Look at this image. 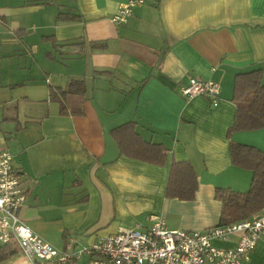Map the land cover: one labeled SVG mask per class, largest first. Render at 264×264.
Returning a JSON list of instances; mask_svg holds the SVG:
<instances>
[{"label":"crops","instance_id":"obj_1","mask_svg":"<svg viewBox=\"0 0 264 264\" xmlns=\"http://www.w3.org/2000/svg\"><path fill=\"white\" fill-rule=\"evenodd\" d=\"M125 1L0 0V64L22 50L41 52L53 71L47 87L45 69L37 79L9 76L24 89L2 117L0 149L11 154L25 192L19 218L59 250L70 240L80 249L122 228H145L152 213L175 229L221 225L216 190L245 192L252 180L232 164L229 144L264 152V129L229 134L235 75L264 71V0H148L117 27L111 18ZM189 77L216 81L217 104L184 97ZM70 82L74 92L62 95ZM41 101L52 103L33 110ZM125 123L162 159L121 153L111 131ZM173 162L193 168L190 198L166 195ZM237 240L211 243L233 248ZM26 263L15 240L0 242V264ZM242 264H264V235Z\"/></svg>","mask_w":264,"mask_h":264},{"label":"built area","instance_id":"obj_2","mask_svg":"<svg viewBox=\"0 0 264 264\" xmlns=\"http://www.w3.org/2000/svg\"><path fill=\"white\" fill-rule=\"evenodd\" d=\"M148 0H126L111 18L115 26H123L134 7ZM186 98L205 95L211 104L218 102L219 84L211 79L189 77L181 88ZM25 201V192L19 174L11 164V154L0 149V242L15 240L26 264L35 261H54L72 264L82 255H88L87 264H242L249 252L264 235V211L248 219L227 225H218L205 231L170 228L159 214H148L145 228H122L103 240L75 249L70 240L59 250L34 233L18 216ZM238 237L233 248L212 245L214 239Z\"/></svg>","mask_w":264,"mask_h":264},{"label":"trees","instance_id":"obj_3","mask_svg":"<svg viewBox=\"0 0 264 264\" xmlns=\"http://www.w3.org/2000/svg\"><path fill=\"white\" fill-rule=\"evenodd\" d=\"M262 72V69H254L235 75L232 99L236 101V111L229 134L240 130L264 129ZM72 86V82L68 83L61 90L62 95L74 92ZM246 96L249 98L243 102ZM111 133L121 153L146 161L162 159L160 148L141 139L134 131V123L121 124L113 128ZM229 154L233 165L252 172V180L245 192L225 188L216 190V196L222 203L221 225L248 219L264 211V152L251 145L230 143ZM195 187V173L191 165L188 162H173L166 195L187 199L192 196Z\"/></svg>","mask_w":264,"mask_h":264},{"label":"rangeland","instance_id":"obj_4","mask_svg":"<svg viewBox=\"0 0 264 264\" xmlns=\"http://www.w3.org/2000/svg\"><path fill=\"white\" fill-rule=\"evenodd\" d=\"M1 50L5 51V45L1 46ZM45 52V51H44ZM28 57L27 65L26 58ZM50 62L44 57V53L37 52L32 53L31 55H27V53L22 50L16 52L15 54L10 55L7 58H3L0 64V76L2 77V83L0 84V126L3 127L5 121L2 120V117L6 114L7 110L10 106V98L15 96L16 93L22 91L24 89L20 83H12L9 85L7 79L9 76H13V78H18L23 72L29 73L32 76H35L34 79H37L39 75L38 71L41 69H45V73H42V83L44 87H47L48 80L51 79V73L53 72L49 66ZM35 80H32L34 83ZM262 82H264V78H262ZM38 89H46V88H38ZM45 98L46 96L41 95L40 98ZM249 97L246 96L243 102ZM52 102L46 103L45 101H41L36 104H30L33 106V110L36 108H46L47 106L51 105ZM21 105V103H20ZM6 136V135H5Z\"/></svg>","mask_w":264,"mask_h":264}]
</instances>
